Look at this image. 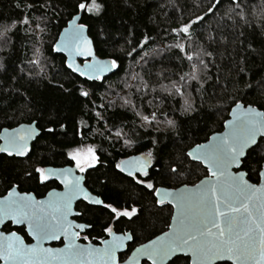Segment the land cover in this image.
Here are the masks:
<instances>
[{
	"label": "trees",
	"instance_id": "16d2710c",
	"mask_svg": "<svg viewBox=\"0 0 264 264\" xmlns=\"http://www.w3.org/2000/svg\"><path fill=\"white\" fill-rule=\"evenodd\" d=\"M79 2L0 0V25L17 22L7 38L0 39V134L4 129L32 123H37L41 131L27 158L0 155V197L14 187L21 193L42 197L50 186L40 182L36 168L72 165L69 152L93 147L98 164L88 172L87 186L114 206L138 208L134 219L117 223L120 231L125 229L133 234L136 246L165 232L173 210L157 206L155 198L120 172L116 164L152 150L150 178L156 187L178 189L195 185L208 176L201 164L190 161L185 154L224 130L234 101L264 110V34L259 29L240 26L233 30L231 21H222L230 0H222L212 13L208 9L215 0H97L102 4L99 15L80 12L75 7ZM242 3L248 5L246 12L255 7L259 15L261 0ZM27 4L33 7L28 8ZM79 14L98 56L117 59L120 64L104 80L81 79L68 69L66 58L52 50L62 30ZM197 16L205 19L193 25L192 39L179 42L188 52L203 48L213 56L203 57L208 68L200 73V83L190 81L182 88L185 99L193 105V110L185 112L181 107L184 99L174 91L168 95L161 86L172 89V82H177L180 87V76L191 71L184 54L169 45L178 42L172 29ZM25 17L30 24H19ZM37 23L45 31L36 30L34 36L30 35ZM220 23L228 27L221 30ZM209 36L216 42L212 43ZM81 87L90 93L89 97L80 96ZM125 99L131 102L129 106H123ZM136 112L149 117L155 113L159 123L142 127L144 122ZM168 119L176 122L175 129L167 126ZM49 128L53 131L48 132ZM125 139L133 141L131 147L125 146ZM258 144L264 149V139ZM260 149L252 154L248 166H243L249 174L257 166ZM172 166L178 172L167 175ZM250 181L259 183L255 175ZM90 209L93 208L86 209L88 220L98 237L103 234L108 217ZM19 233L30 241L23 229ZM171 264H190V259L180 257Z\"/></svg>",
	"mask_w": 264,
	"mask_h": 264
},
{
	"label": "snow or ice",
	"instance_id": "6c2138e0",
	"mask_svg": "<svg viewBox=\"0 0 264 264\" xmlns=\"http://www.w3.org/2000/svg\"><path fill=\"white\" fill-rule=\"evenodd\" d=\"M221 3L222 0H215V4L208 9V13H212L213 9ZM16 7L19 8L20 4L17 3ZM26 7L32 8L33 5L27 4ZM75 7L80 12L93 15H99L102 10V4L97 0H91L90 3L81 0ZM247 7L248 5L243 4L242 0H230V7L221 20L231 21L233 30L240 26L253 31L259 29L261 34H264V0H261L258 16L255 7L251 12H246ZM250 16L255 19H250ZM78 18L73 17L69 28L60 34V39L52 46V50L64 51L70 58L77 55L92 57L91 62H85L83 69L74 66V63H69L67 66L72 72L78 73L87 80H102L104 72L119 69L120 64L117 59L110 61L97 59L92 48V41L84 36L86 26L75 23ZM204 19L205 16H197L195 20L172 29L177 33L178 42L169 47H175L179 49V53L184 54L183 59L190 62L191 71L180 76V87L176 86L177 82H172V89L164 85L161 88L168 95H173L174 91L184 99L181 107L185 112L193 110V105L185 99L182 88L190 81L200 83V73L208 68L203 57H212L213 53L203 48L188 52L186 46L179 40H191L190 30L193 25ZM19 24L29 25L30 20L25 17L19 21ZM16 27V21L11 25H0V39L7 38L8 32ZM218 27L223 30L228 25L220 23ZM36 30L41 33L45 31L37 23L35 29L29 34L34 36ZM25 31L27 32V29ZM243 34L241 31L240 35ZM208 39L212 43L216 42L212 36ZM223 42H227L226 38ZM127 55L130 56L132 53L128 52ZM240 71L243 72L244 69L241 68ZM89 95L90 93L81 87L80 96L89 97ZM130 103L125 99L123 106H129ZM234 103L235 108L231 113L233 119L225 122V127L230 130L221 136L213 137L207 144H196L185 154L190 161L202 163L207 168L208 176L194 186L196 191L188 189L187 186L180 190L156 187L149 172L154 159L152 150L116 164L120 172H126L137 185H142L155 198L157 206H164L167 203L176 209V213L172 216L174 226H169L170 231L164 232L147 244L140 245L127 260H121L117 257V253L124 247V242L133 240L134 236L127 232L117 235L111 222H119L125 217L132 220L138 210L135 207L131 210L127 207L120 208L105 202L98 196H92L81 187L83 177L73 176L71 169L36 168L35 172L39 174L41 183L55 178L65 186V191L63 193L55 190L49 192V199L46 202L36 201L31 195H21L14 189L7 196L0 198V223L10 220L15 224L26 225L28 234L36 240V244L26 245L14 232L8 237H3L0 233V261H3V264H139L140 257L146 256L152 264H167L173 257L179 260L181 255H190L192 264H217L218 261L224 260H230L232 264H264V162H262L264 149H260L257 141V136L264 138V111H257L252 107L245 108L235 101ZM237 109L240 111L237 112ZM135 114L144 122L142 127L145 125L150 127L154 122L159 123L155 113H152L151 117L140 112ZM166 124L172 129L176 128L174 120L168 119ZM47 131L52 132L53 129L49 128ZM38 134V126L30 125L25 128L21 125L20 129L0 137L5 140V144L0 146V153H7L8 156H26L29 151L28 140ZM116 136L120 137L119 131ZM123 143L131 147L133 141L125 139ZM257 149H260L257 154V166L250 169V174L244 171H230L233 166L237 169L242 164L247 167L249 159L253 153L257 152ZM83 152V149H75L68 153L81 173L86 171L84 164L87 168H91L98 161L96 150L88 147L87 158L82 164L80 156ZM177 172V167L172 166L168 169L167 175ZM252 175L257 176L259 185L249 182ZM69 176H72L71 180L68 179ZM246 176L248 179L245 178ZM212 177L215 179H211ZM80 198L87 201L89 205L98 206V208L90 209L91 211L99 210L107 214L108 222L103 227V232L112 239L102 241L105 245L102 249L91 246L85 248L77 243L80 239V231L76 229L83 231L92 227L90 223H73L68 219L72 214L73 200ZM82 215L83 213H76V216ZM61 236L66 241L64 248L42 247L43 241L59 240ZM84 239L87 240L88 236H84ZM124 255L127 254L124 253Z\"/></svg>",
	"mask_w": 264,
	"mask_h": 264
},
{
	"label": "water",
	"instance_id": "95a60500",
	"mask_svg": "<svg viewBox=\"0 0 264 264\" xmlns=\"http://www.w3.org/2000/svg\"><path fill=\"white\" fill-rule=\"evenodd\" d=\"M76 17H79L76 21H75V23L76 24H82V22H81V20H82V15L81 14H79V15H77ZM73 20V19H72ZM71 20V21H72ZM70 21V22H71ZM70 22L68 23V25L62 30V32L65 30V29H67V28H69V26H70ZM84 25V24H83ZM61 32V33H62ZM84 36L85 37H87V39H89L90 41H92V48H93V50H94V52L96 53V56H97V59H99V60H106V61H110V60H112V59H103V58H101V57H99L98 56V54H97V52H96V49H95V45H94V41H93V39L91 38V36H90V34H89V29H88V27L86 26V28H85V32H84ZM60 39V36H59V38H58V40ZM146 43V40L143 42V44L142 45H144ZM59 54H61V55H63L65 58H66V62H67V65L69 64V63H74V66H79L81 69H83V67H84V64H85V62L87 61V62H91V60H92V57H84V56H72L71 58L67 55V53L66 52H64V51H61V52H58ZM68 67V66H67ZM71 72H72V70L70 69V68H68ZM117 70V69H116ZM116 70H113V71H106V72H104L103 73V76H104V79H106V78H108L109 76H111V75H113L115 72H116ZM76 76H78V77H80L81 79H83V80H87L85 77H83V76H80L78 73H75V72H73ZM104 79H102V80H104ZM87 81H89V82H97V81H101V80H96V81H92V80H87ZM243 107H245V108H247V107H252V108H255L257 111H264V110H260L258 107H254V106H251V105H249V106H246V105H244L243 103H240ZM233 108H235V106L233 107ZM233 110V109H232ZM232 110H231V112H230V114H229V119L227 120V121H230V120H232L233 119V117H232V115H231V113H232ZM240 110L239 109H237V112H239ZM25 128H27L28 126H33V127H37V123H32V124H22ZM21 128V125L20 126H18V127H16V128H14V129H7V132H5V130L6 129H4L2 132H1V134H0V137H5L6 135H8V134H11L12 132H13V130H17V129H20ZM230 129H228V128H226L225 127V124H224V130L222 131V132H220V133H216V134H214V135H212L211 137H210V139L207 141V142H204V143H202V144H207V143H209L210 141H211V139L213 138V137H218V136H221V135H223V134H225L226 132H228ZM38 131H39V134L38 135H36V136H34L32 139H30V140H28V149H29V151H28V154L26 155V156H23V157H20V156H15V155H13V156H9V157H16V158H19V159H25V158H27L29 155H30V153H31V151H32V147H33V144L35 143V141L40 137V135H41V131H40V129L38 128ZM261 139H264V138H262V137H260V136H257V141H258V143H259V141L261 140ZM0 146H2V145H4L5 144V140L4 139H0ZM0 155H6V156H8L7 155V153H0ZM141 155V154H140ZM140 155H134V156H131V157H129V158H127V159H125L124 161H128V160H130L132 157H137V156H140ZM192 162H195V161H192ZM195 163H198V164H201L206 170H207V168L205 167V165L204 164H202V163H199V162H195ZM154 164V162H153V160H152V165ZM152 168H153V166H152ZM152 168L151 169H149V172L152 170ZM46 169H61V168H53V167H48V168H46ZM62 169H71V172H72V175L73 176H78L77 175V169L76 168H72V167H66V168H62ZM230 171H232V172H238V171H244V172H246L245 170H243V164L241 165V167L239 168V169H237L235 166H233V168L232 169H230ZM124 174H126V172H123ZM247 173V172H246ZM127 175V174H126ZM137 175H139V174H137ZM207 177V176H206ZM205 177V178H206ZM205 178H203L202 180H204ZM246 179H248V176H246L245 177ZM68 179L69 180H71L72 179V176H69L68 177ZM211 179H215L214 177H212ZM50 180H57V179H55V178H52V179H50ZM57 181H59V180H57ZM60 182V181H59ZM249 182L250 183H253V182H251L250 180H249ZM200 182H198L197 184H199ZM197 184H195V185H197ZM254 184H257V185H259V183H254ZM63 185V184H62ZM195 185H192V186H188V185H185V186H187L188 187V189H190V190H192V191H196V189H195ZM64 186V185H63ZM185 186H182V187H180V188H178V189H169V190H180V189H183ZM81 187L86 191V192H88L89 194H91L92 196H94L90 191H88L86 188H85V186H84V178L81 180ZM64 188H65V186H64ZM15 190L17 193H19V194H21V195H31L32 197H34V199L36 200V201H47L48 199H49V197H48V195L45 197V198H43V199H38L33 193H21L20 191H19V189L17 188V187H14V188H12L10 191H12V190ZM162 189H164V188H162ZM167 189V188H166ZM9 191V192H10ZM65 191V190H64ZM8 192V193H9ZM57 192V191H56ZM8 193L5 195V196H7L8 195ZM60 193V192H59ZM63 193V192H62ZM5 196H3V197H5ZM3 197H0V198H3ZM79 200H83L82 198H80V199H76V200H73V202H72V208L74 207V204L77 202V201H79ZM85 201V200H84ZM87 202V201H86ZM167 204V203H166ZM167 205H170V206H172L171 204H167ZM174 209V214L176 213V209L175 208H173ZM173 214V215H174ZM69 217H70V215H69ZM69 217H68V219H69ZM70 220V219H69ZM8 223H12L10 220H5L3 223H0V233H2L3 234V237H8L11 233H5L4 231H3V228H4V226L6 225V224H8ZM13 224V226L14 227H25L26 228V232H27V234H28V228H27V226L26 225H21V224H15V223H12ZM170 225H173L174 226V222H173V219H172V221H171V224ZM168 231H170V228H169V230ZM167 231V232H168ZM13 233V232H12ZM14 233H16V232H14ZM16 235L17 236H19V237H21L22 239H23V242L26 244V245H34V244H36V240L35 239H33V237L31 236V235H29L28 234V236H29V238L32 240V243H28L26 240H25V238L22 236V235H20V234H18V233H16ZM161 236V235H160ZM63 239V246H61V247H57V246H54V245H56L57 243H60V241ZM112 239V237L109 239V241ZM131 242V240H126L125 242H124V247L121 249V251L120 252H118L117 253V257L118 258H120V255L121 254H123V253H125V251L127 250V245H128V243H130ZM65 243H66V241H64V238H63V236H61V239H59V240H45V241H43L42 242V247H44V248H52V249H59V248H64V246H65ZM77 243L78 244H80V245H82V246H84L85 248H87V247H96V248H103L105 245L102 243L101 245H95V244H82V243H80L79 242V240H77ZM145 244H147V243H145ZM135 251V250H134ZM133 251V252H134ZM133 252H132V254H133ZM131 254V255H132ZM180 257H185V258H189L190 259V264H192V259H191V256L189 255V256H183V255H181ZM176 258L175 257H173L172 258V260L171 261H168L167 262V264H171L174 260H175ZM144 261H147L148 263H150V264H152V262H151V260L150 259H148L146 256H141L140 257V260H139V264H143V262ZM224 263H226V264H232V261H230V260H224V261H218L217 262V264H224ZM0 264H3V261H0Z\"/></svg>",
	"mask_w": 264,
	"mask_h": 264
},
{
	"label": "flooded vegetation",
	"instance_id": "af4514ba",
	"mask_svg": "<svg viewBox=\"0 0 264 264\" xmlns=\"http://www.w3.org/2000/svg\"><path fill=\"white\" fill-rule=\"evenodd\" d=\"M73 161V160H72ZM124 161V160H123ZM98 164V161L95 163V166L94 167H96V165ZM244 166V165H243ZM66 167H72V168H76L77 169V175L78 176H80V177H83L84 178V186H85V188L88 190V191H90L94 196H98L97 194H95V193H93L90 189H89V187L87 186V181H88V172L90 171V170H92L94 167H91V168H86V171L85 172H83V173H81L80 171H79V169L76 167V163L73 161V164L72 165H66V166H63V167H59V168H66ZM244 170V169H243ZM123 173V172H122ZM124 174V173H123ZM126 175V174H125ZM128 176V175H127ZM132 178V177H131ZM141 178V177H140ZM44 184H48L49 186H50V188L48 189V191L46 192V194L45 195H43L42 197H40V198H38V199H43V198H45L47 195H48V193L49 192H51V191H53V190H55V191H57V192H60V193H62V192H64V190H65V188H64V186L59 182V181H57V180H48V181H46ZM158 188H163V187H158ZM99 197V196H98ZM100 199H102L101 197H99ZM103 200V199H102ZM159 207H161V208H164V207H169V208H171L172 210H173V214H174V209H173V207L172 206H170V205H167V204H165L164 206H159ZM87 208H98V206H92V205H89L86 201H84V200H79V201H77L75 204H74V207L72 208V214L70 215V217H69V219H70V221H72L73 223H90L89 222V220H88V212H87ZM133 208V207H132ZM136 208V207H135ZM137 210H138V208H136ZM129 210H131V208L129 209ZM77 212H80V213H83V215L82 216H76V213ZM173 214H172V216H173ZM137 215H138V211H137ZM136 215V216H137ZM136 216H134L132 219H134ZM120 220H127V221H131V220H128L126 217L125 218H121ZM119 220V221H120ZM171 221H172V219H171ZM108 222V221H107ZM107 222H105L104 224H106ZM112 224H113V226H114V230L116 231V234L117 235H123V233H125V232H127L128 234H130V235H133L130 231H128V230H121L120 231V229L119 228H117V223L118 222H116V221H112L111 222ZM170 224H171V222H170ZM170 226V225H169ZM24 230L25 232H26V228L25 227H14L13 226V224L12 223H8V224H6L5 226H4V228H3V231L5 232V233H12V232H16V233H18V234H20V235H22L24 238H25V236L23 235V234H21V233H19V231L20 230ZM169 230V227H168V229L165 231V232H167ZM76 231H80V239H78L79 240V242L80 243H82V244H95V245H101L102 244V241H105V240H109L111 237L110 236H108L107 235V233H105V232H103V234H101L100 236H95L94 234H93V226L91 227V228H86V229H84L83 231H81V230H79V229H76ZM164 233V232H163ZM163 233H161V234H159V235H157L156 237H158V236H160V235H162ZM26 234H27V232H26ZM27 236H28V234H27ZM84 236H88V239L87 240H85L84 239ZM156 237H154V238H152L151 240H153V239H155ZM28 238H29V236H28ZM25 240H26V238H25ZM29 242L28 243H32V240L29 238ZM150 241V240H149ZM148 241V242H149ZM133 242H134V239L133 240H131V242L130 243H128V245H127V250L125 251V253L127 254V255H124V253L123 254H121L120 255V259L121 260H127L128 259V257H130L131 256V254H132V252L136 249V248H138V247H140V245H142V244H140V245H136V246H133ZM148 242H146V243H148ZM143 244H145V243H143ZM54 246H57V247H61V246H63V239L60 241V243H57L56 245H54ZM143 264H150V263H148L147 261H144L143 262Z\"/></svg>",
	"mask_w": 264,
	"mask_h": 264
},
{
	"label": "rangeland",
	"instance_id": "374dc122",
	"mask_svg": "<svg viewBox=\"0 0 264 264\" xmlns=\"http://www.w3.org/2000/svg\"><path fill=\"white\" fill-rule=\"evenodd\" d=\"M175 35H177V33H175ZM86 149L87 148H85V149H83L84 150V152L81 154V156H80V159H81V161H82V164H84V161L86 160V158H87V156H86ZM75 162V161H74ZM76 163V162H75ZM84 166L87 168V166H86V164H84Z\"/></svg>",
	"mask_w": 264,
	"mask_h": 264
}]
</instances>
